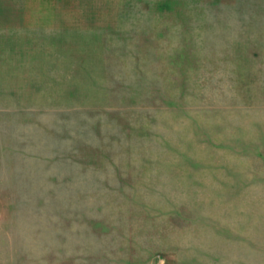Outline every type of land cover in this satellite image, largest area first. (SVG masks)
Returning <instances> with one entry per match:
<instances>
[{
  "label": "rangeland",
  "instance_id": "374dc122",
  "mask_svg": "<svg viewBox=\"0 0 264 264\" xmlns=\"http://www.w3.org/2000/svg\"><path fill=\"white\" fill-rule=\"evenodd\" d=\"M18 1L0 264H264V0Z\"/></svg>",
  "mask_w": 264,
  "mask_h": 264
},
{
  "label": "crops",
  "instance_id": "0c3cea01",
  "mask_svg": "<svg viewBox=\"0 0 264 264\" xmlns=\"http://www.w3.org/2000/svg\"><path fill=\"white\" fill-rule=\"evenodd\" d=\"M28 0H19L18 1V5H17V9L19 10V16L17 17L18 20L20 21L19 25L24 27H27L28 25V21H34L35 26H38V24L44 23L47 20L52 19L51 16V10H49L50 7H48L46 10V12L44 11L43 13H41L40 15L37 14V11H34V13L32 12H28V5H35L38 6L40 3L41 4H47V5H51L52 0H34V2H29ZM42 25V24H41ZM43 26V25H42Z\"/></svg>",
  "mask_w": 264,
  "mask_h": 264
}]
</instances>
